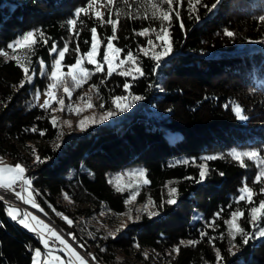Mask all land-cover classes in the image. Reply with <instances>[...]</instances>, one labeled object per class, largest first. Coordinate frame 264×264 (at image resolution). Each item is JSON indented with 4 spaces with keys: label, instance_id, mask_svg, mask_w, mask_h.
<instances>
[{
    "label": "trees",
    "instance_id": "obj_1",
    "mask_svg": "<svg viewBox=\"0 0 264 264\" xmlns=\"http://www.w3.org/2000/svg\"><path fill=\"white\" fill-rule=\"evenodd\" d=\"M85 3L86 0H0V50L8 52V56L0 55V156L27 167L33 187L40 193L37 202L46 209L47 217L66 234L74 233L76 246L88 257L95 256L96 264H264V238L251 239L246 245L240 236L232 241L223 224L229 212L240 207L245 212L238 222L252 232L248 223L252 205L233 202L245 179L259 193L260 185L253 184L257 169L247 158L245 167H241L228 153L261 150L264 155V21L259 20L264 15V0H222L211 13L197 5L193 18L179 9L183 30L173 13V54L155 73L154 61L141 55L140 63L147 75L130 81V91L144 99L134 102L130 111L112 122L90 126L86 131L63 132L61 137L60 126L51 125L50 111L39 108L32 90L48 82L39 76L38 60L50 65L48 49L53 41L58 47L69 41L65 63L74 61L76 54L71 50L77 38L69 36L66 20L75 19V9ZM213 3L215 0H202L209 7ZM117 7L124 11L119 17L118 40L113 43L125 52H135L138 45L146 44V38L134 35L133 30H159L160 20L152 18L151 11L146 12L137 0H127V4L113 0L111 5L98 0L96 5L105 20L109 13L117 19ZM79 19L87 25L79 37L81 50L86 51L88 46L83 41L89 39L90 43L94 22L83 14ZM34 29L51 38L47 46L40 43L35 47V55L25 49L13 53L6 48L15 38ZM224 29L235 35L225 36ZM98 32L102 38L112 35L110 25L98 26ZM102 53L103 48L100 56ZM13 55L22 60L31 56V68L37 74L33 83L23 88H19L23 72L11 59ZM101 79L102 74L94 75L73 95L96 84L106 109L111 107V96L127 95L122 90L124 78L114 74L104 85H100ZM93 91L99 106L101 99ZM59 95H64L62 90ZM236 104L242 107L247 120L235 117L232 108ZM33 126L46 130V134L25 131ZM33 149L47 158L44 163H33ZM208 155L220 158L207 161L210 172L203 182H197L199 169L191 160L195 158L199 164L200 158ZM185 159L190 163H181ZM133 165L145 170L149 180L146 185L140 183L135 201L148 198L154 202L148 208L158 213L154 217L143 211L137 213L141 207L126 205L129 189L117 191L110 177L111 172ZM171 187L177 188L174 205L166 202L172 198L168 194ZM254 199L258 205L264 194ZM5 202H0V264H31V249L41 245L39 238L6 215ZM229 204L231 209L227 208ZM53 208L72 219L73 226L70 228L56 216ZM221 208L225 210L216 221L218 227L215 231L207 229L209 236L216 237L209 243L199 233ZM129 209L132 219L120 225L121 215ZM110 232L116 233L115 238L108 235ZM220 233H224L222 238ZM190 240L199 242L189 244ZM80 243L83 248L78 246ZM233 243L236 247H232ZM176 247L178 253L173 251ZM217 249L222 261L216 259Z\"/></svg>",
    "mask_w": 264,
    "mask_h": 264
},
{
    "label": "snow or ice",
    "instance_id": "obj_2",
    "mask_svg": "<svg viewBox=\"0 0 264 264\" xmlns=\"http://www.w3.org/2000/svg\"><path fill=\"white\" fill-rule=\"evenodd\" d=\"M103 2L108 5L113 4V0H103ZM221 2L222 0H215V3L209 7L207 4H202V0H147L146 4L142 3V0H137V3L144 7L146 12L149 10L151 11L152 18L160 20V28L157 30L155 28L143 27L138 32L134 29V35L145 37L146 44L138 45L135 52L132 49H128L125 52L124 49L115 46L113 43L114 40H118L117 31L119 17L124 10L117 7V19H113L109 13L108 19L105 20L104 14L96 8L98 0H86L84 6H79L75 9L74 16L76 18H69L66 20V27L69 32V36L71 37L74 35L77 38L76 46L71 50L76 54L74 62L71 64L65 63L66 56L70 52L69 41L67 40L63 43V47H58V44L55 41L52 42L51 47L48 49L49 56L52 57L50 65L46 64L43 59L38 60L40 69L39 76L41 78H46L48 81L43 89V95L46 98L42 104H38L39 108L46 113L49 112V110H51L52 113L57 110H66L69 113L80 115L83 109L79 106V104L74 105L71 103L73 92L76 89L81 88L83 84L87 83L96 74H102L104 76V79L100 80V85H104L106 80L115 74L124 78L122 90L124 93H127V95L120 94L111 96V107L106 109L104 98L99 96V86L96 84L91 85L90 91L92 89L96 90L97 96L101 99L99 108L104 111L99 120L84 117V119L78 122L77 127L81 131H86L90 126L105 123L117 114L130 111L134 106V102H139L144 99L142 95L133 94L130 91L132 87L130 81H135L147 75L140 63V56L142 55L143 57L154 61L153 72L155 73L161 67L162 62L174 52V43L171 40L170 31L173 13L175 19L180 21V28L183 30L185 26L179 9H184L188 12L189 17L193 18V14L198 11L197 5L205 7L207 11L211 13ZM124 3L127 4V0H124ZM165 5L167 6L166 9ZM81 14L85 17L91 18L94 22L93 26L90 28V43L89 39H85L83 41V43L88 46L86 51L81 50L79 42L82 29L87 27L85 21L79 19ZM146 18L147 16H145V19ZM194 18L198 20L199 16L196 15ZM259 20L264 21V15H261ZM97 22L100 28L110 25L112 35L102 38L98 32ZM78 23L80 25L79 30ZM223 34L229 38L235 35L228 29H224ZM49 39L51 38L46 36L42 30H29L21 34L18 38H15L12 42L8 43L6 48L12 50L13 53H15L17 49H25L31 52L32 55H35V47L40 43L47 46ZM101 48H103L102 58L100 56ZM157 48H159L160 51H156ZM0 55L8 56V52L0 50ZM11 59L16 62L17 66L21 68L23 72V79L19 82V88H23L26 83H33L37 74L35 70L31 68V56H26L22 60L20 57L13 55ZM86 65H90L92 67L89 68ZM65 68L67 71L64 70ZM60 90L63 91L64 95L58 96V92ZM40 95L41 89L37 87L34 94V99L37 102L39 101ZM64 96H67L70 101L67 105L65 104ZM86 97L87 99H85ZM78 99L85 102L86 108L91 109L94 107V104L91 102L92 97L87 93L82 94L78 97ZM53 104L59 106V108H53ZM232 110L238 120L244 121L248 119V117L243 114L244 110L239 104L234 105ZM37 119H41V117H37ZM57 119L58 118L55 115H52L50 123L54 128L58 127ZM64 123L69 127L72 126L71 121L66 120ZM25 131L38 133L41 136L46 134V130L39 129L36 126H33L30 129H25ZM59 136L62 137L63 133L60 132ZM59 147L60 145L58 144L57 148ZM32 154L34 156V164H42L47 159L42 158L35 149L32 150ZM228 156L232 160L238 161L241 167H245L244 158H247V160L252 161L255 164L257 169L256 174L254 175L253 184L260 185L259 193H256L253 187L248 186L247 180L245 179L242 182L243 186L238 189L239 195L233 202L236 205H239L240 202H244L246 205H252L250 209H248V223L252 227V232H248L238 222L244 217L245 212V210L240 207H236L234 210H231L229 212V218L223 220V224L226 226L231 240L234 241L237 236H240L242 237V243L246 245L251 239L264 238V226H261V221L264 220V199L259 200L258 205L254 199L256 195L264 194V155H261V150H234L228 153ZM218 158L220 157L208 155L200 158L202 162L199 164L196 163L195 158L191 160V163L196 165L199 169V180L197 182H203L210 172V169L207 167V161H212ZM181 163L189 164L190 161L185 159ZM27 172L28 169L23 163L17 162L15 165H4L2 159H0V190L10 189L15 198L22 204L29 205L32 209H36L38 212L47 216L44 208L37 202L36 197L39 196L40 193L33 187V180L27 175ZM130 174L143 178V184L145 185L149 183V180L146 178V172L143 169L134 170ZM220 174L223 175V173ZM186 179L193 178L186 177ZM111 182L112 181L110 180L109 183ZM117 191H123V189L117 186ZM138 194V192L131 193L128 199L125 200V204L127 205L134 201ZM168 194L169 197L172 198H169L166 201L167 204H176L177 199L174 197L177 194V188H169ZM65 195L67 196V194ZM0 202H5L4 195H0ZM149 203L154 202L149 201ZM5 207L6 215H8L12 221L17 222L24 229L36 234L39 238V243L42 245L43 251L40 247L31 249V264H88L85 258L77 251L76 247L73 246V243L77 242V237L74 233L68 232V238H65L60 231H57L54 227L50 226L49 223H46L45 220L41 219L32 212L14 207L6 202ZM227 208L231 209L232 204L227 205ZM52 210L55 212V215L61 217L70 228L73 226V220L67 215L56 212L54 208ZM224 210V208H221L213 214V217L210 220L207 221L205 228L199 233L201 239L207 237L209 243H213L216 237L209 236L207 229L212 228V230L215 231L218 227L216 221L221 218V214ZM136 211L137 213L141 211L147 212L149 217H154L158 214L154 211L149 212L147 205H145L142 209H136ZM101 214H103V212H101ZM127 215L131 220L132 216L130 209ZM136 219H140L139 215H137ZM117 231H119V229ZM89 235L92 234L89 233ZM108 235L115 238L116 233L110 232ZM223 236L224 233H220V237L222 238ZM70 240L72 242H70ZM198 242L199 241H188L189 244H196ZM180 243L183 244L184 241L182 240ZM78 246L83 248L84 244L80 243ZM135 246L139 247L138 244ZM232 247H236V245L233 243ZM101 251H104V249H101ZM173 251L178 253L179 247L174 248ZM61 253L63 255H61ZM88 255L91 256L93 261L96 260L95 256H92L91 254ZM215 255L217 261L223 260L219 249L216 250ZM145 258H147V254H145Z\"/></svg>",
    "mask_w": 264,
    "mask_h": 264
},
{
    "label": "rangeland",
    "instance_id": "obj_3",
    "mask_svg": "<svg viewBox=\"0 0 264 264\" xmlns=\"http://www.w3.org/2000/svg\"><path fill=\"white\" fill-rule=\"evenodd\" d=\"M102 55H103V53H102ZM101 58H102V56H101ZM73 62H70L68 64H71ZM64 70L67 71L66 68ZM44 87L43 88H40L41 89V95H40V98H39V101L38 102L34 99V94H35V90H36L37 87L32 90L33 100L35 102H37L38 104H42L43 101H44V99L46 98L43 95V89H44ZM85 93H87L88 95H90L92 97L91 102L94 104V107L91 108V109L86 108L85 102L78 99V97H80L82 94H85ZM59 96H61V95H59ZM64 98H65V104L67 105L70 101L68 100L67 96H64ZM85 99H87V97ZM71 103H73L74 105L79 104V106L83 109V111L80 113V115H76L74 113H69L66 110L65 111L57 110L54 113H52L51 110H49L50 111V118L52 117V115H55L58 118L57 119V123L60 126V130H61L62 133L63 132L71 133V132H79V131H81L77 127L78 122L80 120L84 119V117H89V118H93V119L99 120L100 116L103 114V111H104V110H102V109L99 108L98 103L96 102V96L94 94L93 89L90 91V86H86L82 91L78 92L77 95H75V96L72 94ZM53 108H57L58 109L59 106L53 104ZM122 115H123V113L122 114H117L116 116L110 118L106 122H112L113 120L121 117ZM66 120L67 121H71V124H72L71 127H69L67 124L64 123V121H66ZM0 159H2L4 165H15L17 163V162L8 161V160L4 159L2 156H0ZM137 169H142V168L139 165H133L131 167H125L123 169H120V170L111 172L110 177L113 180V182L116 184V186H119L121 188H128L129 191H130V194L131 193H134V192H138L140 183L143 181V178H140L138 176H134V175H131L130 174L131 172H133L134 170H137ZM0 195H3V194L0 193ZM7 203L10 204V205H12V206H14V207H17V208H20L19 206H21V209L27 210V211L32 212L33 214L39 216L41 219L45 220L46 223H49L50 226L54 227L57 231H60L61 234H63L65 236V238H68L67 237V234L65 233L64 229L61 226L57 225L50 218H49L50 219V221H49L45 217L41 216L40 214L37 213V211H35L34 209H32L29 205H25L24 206L20 201L7 202ZM131 205L132 206L141 207V208H143L145 205H147V208L150 207V203H149L148 198H146L143 201H135L134 200V201L131 202ZM44 211L46 212V209L45 208H44ZM121 217H122V219L120 221V225H124L128 221L129 216L126 213H124V214L121 215ZM34 235H36V234H34ZM70 242H72V241L70 240ZM74 244L75 243H73V246L76 247V244L75 245ZM37 247H40L42 249V251H43L42 245H34L33 246V249L34 248H37ZM77 251L79 252L78 249H77ZM83 254L89 260L92 261V264H96V260L93 261L85 253H83ZM61 255H63V254L61 253Z\"/></svg>",
    "mask_w": 264,
    "mask_h": 264
},
{
    "label": "built area",
    "instance_id": "obj_4",
    "mask_svg": "<svg viewBox=\"0 0 264 264\" xmlns=\"http://www.w3.org/2000/svg\"><path fill=\"white\" fill-rule=\"evenodd\" d=\"M0 193L4 195L5 199H7L8 201L10 202H15V201H18L14 194L12 193V191L10 189H3V190H0ZM92 264V261L89 260Z\"/></svg>",
    "mask_w": 264,
    "mask_h": 264
},
{
    "label": "crops",
    "instance_id": "obj_5",
    "mask_svg": "<svg viewBox=\"0 0 264 264\" xmlns=\"http://www.w3.org/2000/svg\"><path fill=\"white\" fill-rule=\"evenodd\" d=\"M24 205V204H23ZM25 206V205H24ZM21 209V206H19ZM23 210V209H22ZM35 211H37L38 214H40L41 216L45 217L46 219H48L50 221V219L45 216L43 213L38 212V210L34 209ZM75 245V244H74ZM76 248L79 250V253L85 258V260L88 262V264H91V262L89 261V259L81 252V250L76 246Z\"/></svg>",
    "mask_w": 264,
    "mask_h": 264
}]
</instances>
